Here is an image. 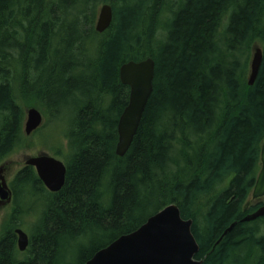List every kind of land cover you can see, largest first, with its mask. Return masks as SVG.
<instances>
[{
	"label": "trees",
	"instance_id": "trees-1",
	"mask_svg": "<svg viewBox=\"0 0 264 264\" xmlns=\"http://www.w3.org/2000/svg\"><path fill=\"white\" fill-rule=\"evenodd\" d=\"M102 1L113 18L97 32ZM255 43L262 61L249 85ZM147 56L152 92L117 155L129 93L119 67ZM29 105L68 118L65 179L49 191L31 165L14 175L0 264H83L173 202L192 219L201 264H264V215L240 220L264 204L247 202L264 137V0H0V162L23 146ZM28 215L21 251L14 228Z\"/></svg>",
	"mask_w": 264,
	"mask_h": 264
},
{
	"label": "water",
	"instance_id": "water-1",
	"mask_svg": "<svg viewBox=\"0 0 264 264\" xmlns=\"http://www.w3.org/2000/svg\"><path fill=\"white\" fill-rule=\"evenodd\" d=\"M113 18L112 6L109 2L101 3L95 20L97 32L107 29ZM262 61V49L259 44L252 46L247 82L253 84ZM155 60L147 56L140 60H128L119 67V79L129 86L128 101L117 120L118 139L115 153L123 155L129 148L137 131L142 113L153 88ZM43 115L35 106L25 108L23 131L30 134L42 124ZM6 160L4 163H9ZM25 164L32 165L38 177L50 191L59 190L65 179L66 166L63 160L47 153L25 157ZM4 163L0 164V173L4 171ZM2 178V175H0ZM3 186L7 187L5 181ZM1 197L7 198L8 192L1 189ZM264 196V137L260 145V167L257 172L251 198ZM264 215V204L244 215L240 220H253ZM232 222L219 236L232 227ZM17 246L24 250L29 235L21 227H15ZM199 244L192 232V219L181 216L176 203H169L148 215L135 229L122 233L104 246L97 249L83 264H201L197 258Z\"/></svg>",
	"mask_w": 264,
	"mask_h": 264
},
{
	"label": "rangeland",
	"instance_id": "rangeland-1",
	"mask_svg": "<svg viewBox=\"0 0 264 264\" xmlns=\"http://www.w3.org/2000/svg\"><path fill=\"white\" fill-rule=\"evenodd\" d=\"M103 2V1H102ZM102 2L97 3L96 7V13L94 16V21L96 20L98 9ZM108 2V1H107ZM39 108V107H38ZM41 112L43 113L44 120L40 128L32 132L31 134H25L23 131V146L11 153L7 158L13 163L18 164L19 166H22L25 161V157L30 155H36L37 153L41 151H46L50 154H53L60 159L64 160L63 153L67 152L66 147V127H67V117H64L63 120L59 119H53L52 117H48L47 114L44 113L42 108H39ZM25 119V116H24ZM24 125V120H23ZM23 129V127H22ZM58 149L62 151L61 155H56V152H58ZM11 167V166H10ZM12 170H15L17 168V165H14L12 167ZM24 204L30 205L36 202L38 204L37 206H40V197L36 196L32 198H29L27 195H25V198L22 199ZM38 201V202H37ZM252 201L251 196H249L247 202L248 204ZM12 210V204H8L5 208L0 210V232L6 228V226H11L12 223H8L7 218L9 213ZM32 219V216L28 215L27 220H25V225L21 226L25 231H29V223ZM105 239V238H102ZM101 239V240H102ZM85 244L87 241H83ZM78 257V254H76ZM75 256V257H76ZM73 259V264H76V259H74V256H71Z\"/></svg>",
	"mask_w": 264,
	"mask_h": 264
},
{
	"label": "flooded vegetation",
	"instance_id": "flooded-vegetation-1",
	"mask_svg": "<svg viewBox=\"0 0 264 264\" xmlns=\"http://www.w3.org/2000/svg\"><path fill=\"white\" fill-rule=\"evenodd\" d=\"M5 161H3V163ZM14 165H17V168L15 170H12L13 169L12 167ZM23 166H25V164H23L22 166H19L18 164H13L11 161L9 163H7V164L4 163V171L0 173V175H2V178L0 177V210H2L3 208H5L8 204H12V208H13V201H14V195H15L14 194V191L15 190H14V186L12 184V180H13L14 175ZM3 181H5L7 187H4L3 186ZM1 189H3L4 191H7L8 192V197H10L9 199L2 198L1 197V191H2Z\"/></svg>",
	"mask_w": 264,
	"mask_h": 264
}]
</instances>
